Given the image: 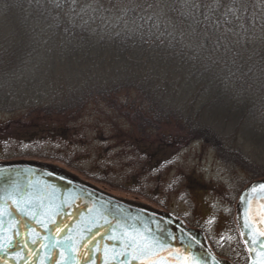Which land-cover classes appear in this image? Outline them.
Returning <instances> with one entry per match:
<instances>
[{
    "label": "trees",
    "instance_id": "trees-1",
    "mask_svg": "<svg viewBox=\"0 0 264 264\" xmlns=\"http://www.w3.org/2000/svg\"><path fill=\"white\" fill-rule=\"evenodd\" d=\"M0 10L34 20L49 48L0 38V110L71 116L104 102L146 138L205 140L227 162L264 172V0H0ZM35 60L62 62L67 83L29 95L17 77Z\"/></svg>",
    "mask_w": 264,
    "mask_h": 264
},
{
    "label": "rangeland",
    "instance_id": "rangeland-1",
    "mask_svg": "<svg viewBox=\"0 0 264 264\" xmlns=\"http://www.w3.org/2000/svg\"><path fill=\"white\" fill-rule=\"evenodd\" d=\"M15 13L0 16V38L24 34L33 38L30 50L49 49L39 42L45 38H40L37 23ZM35 61L17 77L29 93L44 94L52 85L67 83L62 62ZM0 91L2 100L5 94ZM54 94L48 93V99ZM235 131L230 128L222 134L229 139ZM167 136L160 132L146 138L104 102H90L71 116L0 110V164L43 163L117 201L172 213L188 227L200 230L217 256L241 264L235 205L240 190L263 178L264 172L255 174L227 162L205 140L177 146L172 139L168 144ZM235 144L256 161L252 143L238 137ZM257 162L264 165V160Z\"/></svg>",
    "mask_w": 264,
    "mask_h": 264
},
{
    "label": "water",
    "instance_id": "water-1",
    "mask_svg": "<svg viewBox=\"0 0 264 264\" xmlns=\"http://www.w3.org/2000/svg\"><path fill=\"white\" fill-rule=\"evenodd\" d=\"M261 185L251 183L237 213L249 264H264L263 249L257 259L253 248L264 244ZM183 227L169 212L117 201L56 167L0 164V264H221L202 241L182 242L176 229ZM133 238L150 251L127 247Z\"/></svg>",
    "mask_w": 264,
    "mask_h": 264
},
{
    "label": "flooded vegetation",
    "instance_id": "flooded-vegetation-1",
    "mask_svg": "<svg viewBox=\"0 0 264 264\" xmlns=\"http://www.w3.org/2000/svg\"><path fill=\"white\" fill-rule=\"evenodd\" d=\"M261 179H264V178H259V179L252 180L242 190H240L239 194H241V192H243L244 190H246V193L243 195L242 199H240V200H239L240 195L238 194V198H237L236 205H235V224H236L235 226L237 228V232H238V235H239V238H240V244H241L240 255H241V258H242V261H243V262H241V264H249L250 257L248 256L249 255L248 248L245 246V243H244L243 238L241 236V231L239 229V225L237 223V213H238L239 208L242 207L243 201L247 197V192H248L247 189H248V187L251 185V183L257 182V181H259ZM162 213H164V212H162ZM183 228L184 229H180V230L176 229V232H177L179 238L182 239V242H186V243L190 242V243H192L194 245L195 242L198 243L199 240H200V241H202V244H204V246H205L204 248H206L207 251H209L211 255H213L214 257L219 259L221 264H232L229 260H227L225 258H222V257H219V256H217L215 254V252L209 247V245L206 244L205 239H204V237H203V235H202L200 230H197L196 228L188 227L186 224L184 225ZM193 231H196L197 233L196 232L194 233ZM196 234H199V235L197 236ZM201 235H202V237H201ZM262 245H263V248H261L260 246H256V245L253 246L254 252H255V255H256L257 259H260L263 256L259 252L260 249H263V251H264V244H262ZM198 250L199 249H197L195 247L194 251L196 253H199Z\"/></svg>",
    "mask_w": 264,
    "mask_h": 264
},
{
    "label": "snow or ice",
    "instance_id": "snow-or-ice-1",
    "mask_svg": "<svg viewBox=\"0 0 264 264\" xmlns=\"http://www.w3.org/2000/svg\"><path fill=\"white\" fill-rule=\"evenodd\" d=\"M262 188H264V185H261ZM158 244V242H157ZM129 248H135L138 252H140L142 255H146L150 251V245L147 242L138 243L136 238H133L127 245ZM138 256H133V259H138ZM185 264H197V261L195 258H192L191 260H186Z\"/></svg>",
    "mask_w": 264,
    "mask_h": 264
}]
</instances>
